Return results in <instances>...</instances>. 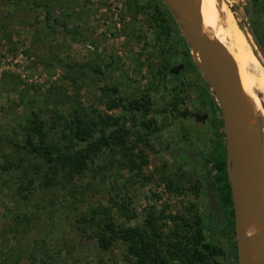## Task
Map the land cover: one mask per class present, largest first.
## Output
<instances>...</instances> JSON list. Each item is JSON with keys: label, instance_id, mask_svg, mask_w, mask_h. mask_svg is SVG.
<instances>
[{"label": "rangeland", "instance_id": "374dc122", "mask_svg": "<svg viewBox=\"0 0 264 264\" xmlns=\"http://www.w3.org/2000/svg\"><path fill=\"white\" fill-rule=\"evenodd\" d=\"M218 1L215 7L214 2ZM135 2L145 5L146 12H133ZM189 2L193 6L194 0ZM152 3L153 0H62L51 11L63 24L51 22L52 33L46 28L42 8H31L26 3L18 9L1 5L0 136L21 116L30 115L32 108L49 117L54 105L53 96L47 98L50 90L59 99L68 95L77 97L91 116L97 113L120 116L124 109L111 107L116 97L124 101L143 97L148 102L137 112L135 123L126 121L125 129L135 151H142L147 158L142 173L152 172L153 176L150 180L135 174L130 178L123 170L107 171L103 178L102 169L98 173L96 166H91L83 176L74 179L78 191L73 196L63 199L59 194L51 202L42 190L29 199L23 198L18 191L20 173L0 175V264H32L35 258L42 257L47 264H128L129 257L121 241L116 240L107 250H102L88 233L81 232L84 225L81 215H89L92 208L108 207L117 182L122 191L130 190L135 215L128 220L125 215L114 214L117 224L143 228L151 216L154 225L163 231L173 228L175 221L171 217L190 221L199 218L211 226L214 216L201 188L207 175L202 173L201 166L185 159L171 161L158 153L156 146L149 147L148 138L146 142L141 140L142 123L156 126L161 139L175 136L181 120L169 111L185 105L207 116L204 121L196 122L184 117V146L192 147L199 158L208 161L210 178L216 175L213 163L226 157L223 127L216 121V98L194 64L191 50L186 52V43L168 7L161 4L170 23L169 36L149 23ZM205 7L212 30L226 40L230 35L236 41L235 27L241 31L252 49V58H256L264 73L263 1L256 5L250 0L249 6V0H205ZM241 56L245 64L242 70L253 96L258 99V125L264 144V84L260 89L253 88L250 67L242 53ZM182 61L187 66L180 74V81H173L169 69ZM96 66L101 67V74L93 70ZM163 67L166 73H161ZM103 85H115L118 93L105 96L100 90ZM34 99L38 105L33 104ZM56 108L65 113L64 107ZM11 154V146L0 140V164ZM161 169L180 178L181 191L168 190L160 182ZM124 183L126 186L122 188ZM63 193L67 194L66 189ZM72 200L75 205L68 207ZM223 219L224 224L232 221L227 215ZM263 230L260 223L255 234ZM226 232L208 238L221 249L211 264H238V259L229 254L230 242L236 241L235 227L234 233ZM41 237H45L43 247L38 245Z\"/></svg>", "mask_w": 264, "mask_h": 264}, {"label": "trees", "instance_id": "16d2710c", "mask_svg": "<svg viewBox=\"0 0 264 264\" xmlns=\"http://www.w3.org/2000/svg\"><path fill=\"white\" fill-rule=\"evenodd\" d=\"M258 1L253 0L256 5ZM262 1L264 4V0ZM59 2L62 0H1L0 7L11 6L13 9H18L26 3L31 8H42L45 12L46 28L52 33L51 22H61L53 17L51 11ZM161 4H164L162 0H153L150 5L152 10L149 12V23L155 24L159 31L161 30L162 33L165 31L169 36L170 23ZM145 8V5L135 2L132 10L135 13L146 12ZM181 38L183 39L182 36ZM228 40L245 65L237 42L230 35ZM168 44L172 46L170 42ZM186 52H189L188 46ZM100 68L96 66L93 70L101 74ZM161 73H166V67H163ZM205 84L209 87L207 82ZM100 90L105 96L118 93L115 85L111 87L103 85ZM56 94L51 93L50 90L47 95V98L53 96L54 99L49 117L32 108L30 115L21 116L6 133L0 136V140L10 145L12 149L10 158L0 164V175L20 173L18 191L23 198L29 199L39 190L45 192L51 202L59 194L63 195V199L66 196L71 197L78 191L74 179L83 176L91 166H96L98 173L99 169H102L103 178L107 171L124 170L130 178L135 174L136 177L140 176L144 180L151 179L152 172L148 175L142 173L147 164L146 156L142 151L140 153L135 151V145L129 141V134L125 129L128 119L132 120V123L137 121V112L148 102L145 98L124 101L123 98L116 97L111 107L121 106L124 114L111 117L100 113L95 116L88 115L77 97L65 95L64 99H59L55 97ZM20 100L23 99L20 98ZM33 104L38 105L36 99L33 100ZM45 104L48 105V103ZM58 106L64 107L65 113H60V110L56 108ZM217 119L219 125L223 127L219 106ZM141 125L147 126L146 123ZM213 168L216 175L214 179L211 178L209 184L217 195L220 205L221 226L216 224L214 214L211 226L199 218L190 221L181 217H171L175 224L168 231L158 229L151 216L143 228L117 224L113 219L114 214L120 217L125 215L128 220L133 219L135 215L131 209L130 190L126 188L122 191L121 185L114 182L115 191L109 199V206L92 208L89 215L85 213L81 215L84 222L81 232L88 233L96 241L97 247L102 250H107L116 240L121 241L129 257L128 264H211L212 258L220 255L221 249L208 238L214 233L220 234L225 231L227 234L234 233V210L225 170V159L213 163ZM160 171L159 180L165 183L168 190L181 191L179 177H175L165 169ZM206 178L210 179L208 172ZM125 186L124 183L122 188ZM201 188L204 190V184H201ZM64 189L67 194L63 193ZM73 205H75L74 200L69 201L68 207ZM226 215L232 219L231 223L224 224L223 218ZM204 231L207 232L206 236ZM44 242L45 237H41L38 245L43 247ZM229 254L233 259H238L236 241L230 242ZM32 264H47V260L43 257L35 258Z\"/></svg>", "mask_w": 264, "mask_h": 264}, {"label": "water", "instance_id": "95a60500", "mask_svg": "<svg viewBox=\"0 0 264 264\" xmlns=\"http://www.w3.org/2000/svg\"><path fill=\"white\" fill-rule=\"evenodd\" d=\"M162 1L172 13L191 50L194 64L205 78L220 108L225 135L227 176L232 184L238 264H264V230L253 235L247 233L254 216L258 217L264 229V206L260 200L263 189L260 168L264 144L258 123L250 124L242 116L243 91L238 68L224 45L204 33L199 23V11L192 18L183 9L181 0ZM253 39L259 46L254 34ZM182 67V64L175 66L169 73L177 74ZM176 154L177 152L172 155ZM186 154L194 161L191 149ZM205 195L215 215L216 224L221 226L222 212L217 195L208 180L205 181Z\"/></svg>", "mask_w": 264, "mask_h": 264}, {"label": "bare ground", "instance_id": "6f19581e", "mask_svg": "<svg viewBox=\"0 0 264 264\" xmlns=\"http://www.w3.org/2000/svg\"><path fill=\"white\" fill-rule=\"evenodd\" d=\"M181 4L183 6V9L187 12L189 16L192 18H195L196 12H200V19L199 23L202 26V30L204 33L214 40H217L221 44L224 45V47L228 50V52L231 54L237 68L238 73L242 85V91H243V104H242V116L248 121L250 124H255L260 121L259 119V104L257 97L253 96L252 89L249 85L248 79L243 72L242 68L244 67L240 57L238 56L235 48L232 46V44L227 41L224 37H222L218 32L213 31L212 27L213 24L211 20L206 15L205 10V0H202V3L199 0H194L193 6L190 5L189 0H181ZM215 7L219 5L218 2H214ZM233 34V33H232ZM234 35L236 38V41L239 45L240 52L242 53L243 57L247 60L248 65L250 67V77H251V84L254 89H260L262 85L264 84V73L262 70V67L260 63L256 60V58H252L250 52H252L251 47L249 46L248 42L246 41V38L241 33L239 29H236L234 31ZM259 91V90H258ZM257 93V91H256ZM256 100V101H255ZM260 172L262 174L263 180H264V156L260 168ZM261 204L264 206V191L262 189L261 193ZM260 220L258 217L254 216L252 219V222L250 226L247 229V233L250 235L255 234L256 231L259 230Z\"/></svg>", "mask_w": 264, "mask_h": 264}, {"label": "flooded vegetation", "instance_id": "af4514ba", "mask_svg": "<svg viewBox=\"0 0 264 264\" xmlns=\"http://www.w3.org/2000/svg\"><path fill=\"white\" fill-rule=\"evenodd\" d=\"M180 64H182L183 67L177 72V74L171 73L172 77H174L172 78L173 81H180V74L184 71V69L187 66L186 62L182 61V62L174 63L171 68L175 66H179ZM173 112L181 120L180 122L181 125H179V128H178L179 131L175 134V136H171V137L166 136L164 139H161L157 127L147 125V126H143L144 135L143 137H141L142 142L144 141L146 142V139L148 138V142H147L148 146L149 147H151L152 145L156 146L158 148L157 152L165 154L171 161H175L178 159L184 162V159H185L190 164L201 166L202 173L204 175L207 174L209 168H207L206 159H204L203 157L199 158V155L196 153V151H194L192 147L184 146V117L192 119L193 122L194 121L195 122L204 121L207 118L206 114L201 113V112H195L194 110L189 109L185 105H183L180 109L169 111V113H173ZM216 121H218V119ZM224 138H225V135H224ZM189 149L192 150L194 161H191V159L186 154V151H188ZM175 152H177V154L175 156L172 155ZM225 153H226V148H225ZM225 170L227 173L226 157H225ZM206 176L207 175H205L204 180H203L204 190H205V181L208 180L210 183V180H211V178L210 179L206 178ZM231 187H232V184L229 180L230 197H231ZM263 191H264V180H263ZM231 203H232V199H231ZM232 207H233V203H232Z\"/></svg>", "mask_w": 264, "mask_h": 264}]
</instances>
